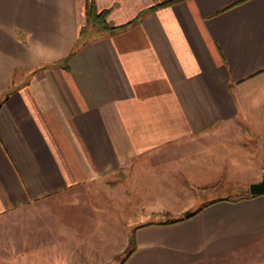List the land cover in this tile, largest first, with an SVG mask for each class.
Here are the masks:
<instances>
[{
    "label": "crops",
    "instance_id": "obj_1",
    "mask_svg": "<svg viewBox=\"0 0 264 264\" xmlns=\"http://www.w3.org/2000/svg\"><path fill=\"white\" fill-rule=\"evenodd\" d=\"M170 1L0 0V264L261 260L264 0Z\"/></svg>",
    "mask_w": 264,
    "mask_h": 264
},
{
    "label": "rangeland",
    "instance_id": "obj_2",
    "mask_svg": "<svg viewBox=\"0 0 264 264\" xmlns=\"http://www.w3.org/2000/svg\"><path fill=\"white\" fill-rule=\"evenodd\" d=\"M29 211L36 212V210H26L25 214L21 216L20 219L18 217L13 218V216H7L0 218V260H4L6 258H11L13 252L20 251L23 248H25V243H21L20 241L14 243L15 237L12 235V229L14 228H25L28 227V217H29ZM74 213V210L71 208H68L66 210V219L69 221L71 220L70 217H72V214ZM21 224V225H20ZM24 237H21L23 240ZM18 239V238H16ZM27 246V245H26ZM129 247V246H128ZM127 247V249H128ZM122 253V257L119 260H116L113 264H119L125 253L126 250ZM261 260L258 261L257 258H254V260H248L245 261L242 264H264V253L261 254Z\"/></svg>",
    "mask_w": 264,
    "mask_h": 264
},
{
    "label": "trees",
    "instance_id": "obj_3",
    "mask_svg": "<svg viewBox=\"0 0 264 264\" xmlns=\"http://www.w3.org/2000/svg\"><path fill=\"white\" fill-rule=\"evenodd\" d=\"M178 1H181V0H172L168 3H166L165 5H170V4H173V3L178 2ZM107 14H108L107 11H103L101 13H98L96 11L94 5H89L88 10H87L88 23L93 28H109V26L106 22ZM199 211H200V208H197L194 211L188 212L183 216L167 218L166 220L162 221V223L163 224L176 223V222L182 221L186 218H189V217L195 215ZM134 250H135V242L132 240L128 249L126 250V253H125L122 261L119 264H123L131 256V254L134 252Z\"/></svg>",
    "mask_w": 264,
    "mask_h": 264
},
{
    "label": "water",
    "instance_id": "obj_4",
    "mask_svg": "<svg viewBox=\"0 0 264 264\" xmlns=\"http://www.w3.org/2000/svg\"><path fill=\"white\" fill-rule=\"evenodd\" d=\"M250 194L251 195L264 194V176L260 182L253 183L250 185Z\"/></svg>",
    "mask_w": 264,
    "mask_h": 264
}]
</instances>
